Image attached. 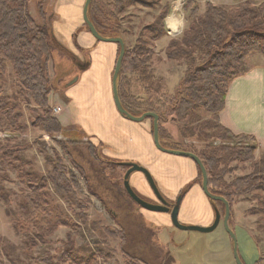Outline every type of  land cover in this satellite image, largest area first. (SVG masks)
<instances>
[{"label":"rangeland","instance_id":"rangeland-1","mask_svg":"<svg viewBox=\"0 0 264 264\" xmlns=\"http://www.w3.org/2000/svg\"><path fill=\"white\" fill-rule=\"evenodd\" d=\"M33 1L28 4L29 12L32 19L40 23L37 0ZM51 1H47L48 14L52 11ZM114 1L94 0L91 8L93 19L102 22L101 15L104 18L109 16L110 26L118 24L119 38L123 40L125 51L139 47L152 50V56L144 67L118 77L120 102L133 114H141L139 117L145 113L158 115L159 142L163 148L189 152L200 159L207 148L223 146L218 140L219 131L214 129L213 116L205 109H189L181 119L176 114L180 101L186 98L185 79L206 62L205 56L195 53L189 61L169 60L167 43L163 41L156 46L151 42V36L162 28L163 9L167 8V17L177 9L184 30L191 24L188 12L182 10L185 0H124L116 12L113 11ZM200 8L199 14L205 11L203 6ZM50 21L49 15L46 23L50 24ZM179 24L174 34H179ZM84 27L88 31L85 23ZM182 33L173 39L179 40ZM59 44L61 47L54 49L48 63L50 95L53 101L59 97L67 107L64 114H69L70 98L65 96L66 90L77 85L74 80L81 79L89 69L91 56L90 51L75 42L74 47L63 46L60 41ZM118 52L119 46L117 55ZM1 82L2 97L9 101V108L19 119L17 129L10 134L4 133L5 125L0 123V264H68L63 259L65 253H69L77 264H128L129 259L125 255L138 264H226V260L236 264L234 247L242 264H264V194L255 192L236 197L229 205L228 228L234 239L226 232L223 218L217 228L207 234L179 230L171 220V225L160 220L147 222L146 215L158 218L169 214L141 209L128 197L123 187L128 170L117 165L126 161L111 157L107 142L89 136L86 128L75 120L63 126L62 135H47L41 127L32 126L35 119L31 110L36 109L39 115L41 110L31 101L30 93L19 84L9 64H6ZM145 120L151 124L152 135L153 119ZM88 123L91 125L90 120ZM254 157L255 162L260 159ZM129 163L143 167L136 162ZM58 165L65 169L67 179L76 182L75 198L56 194L48 180V174ZM253 165L254 162L245 161L220 165L219 172L227 171L222 183L227 185L250 175ZM197 173L196 182L201 186L199 170ZM136 174L143 176L139 172L131 175ZM44 179L47 184L39 192L44 203L39 209H34L28 202V198H34L29 184L39 186ZM133 190L145 202L160 204L155 198L141 195L136 188ZM5 196L11 204L9 207L2 200ZM176 199L170 203H177ZM207 200L214 217L216 213H222L219 202ZM22 206L26 207V212L22 211ZM37 216L48 219L50 224L40 217L37 219ZM52 227L55 231L48 234L47 230ZM108 233H117L118 237L111 238ZM222 254L224 262L220 261Z\"/></svg>","mask_w":264,"mask_h":264},{"label":"trees","instance_id":"trees-1","mask_svg":"<svg viewBox=\"0 0 264 264\" xmlns=\"http://www.w3.org/2000/svg\"><path fill=\"white\" fill-rule=\"evenodd\" d=\"M47 1L37 0L36 6L40 19V23H37L29 12L30 0H0V123L5 125L4 133L7 134L17 129L19 118L18 115L13 114L14 110L9 108V101L2 97L1 78L6 72V64L11 66L19 84L30 93L31 101L41 110V115L36 109L31 110L35 119L31 123L32 126L41 127L43 132L50 136H60L64 132V127L55 118L49 105L51 86L48 63L54 49L61 45L53 36L49 24L46 23L49 15ZM123 1L113 2L115 3L114 12L117 8L119 9ZM93 2L94 0L88 8V18L97 33L103 38H119V25L110 26L107 19L109 16L104 18L101 15L102 22L93 19L91 15ZM183 9L188 12L192 22L183 31L179 40L173 39L169 42L166 56L169 60L189 61L195 57V53H200L207 59L193 74L186 77L183 86L186 98L180 101L176 114L181 119L187 110L202 107L213 116L216 123L214 129L219 131L218 140L223 146L209 147L200 157L208 177V190L213 196L224 198L229 205L233 204L236 197L255 192L264 194V154L255 162L256 142L254 138L247 135H233L218 121L219 114L225 107L230 83L245 71V59L254 53L264 57V3L253 6L249 2H244L230 9L207 4L205 13L200 15L196 1L185 0ZM167 12V8L161 12L162 28L151 36L152 43L166 35L163 20L167 17ZM151 56L152 50L148 47L125 51L119 77L123 73L131 74L144 67ZM117 89L119 93L118 81ZM121 104L130 115L134 117L141 115L130 112L122 101ZM234 161L254 162V170L250 175L225 185L222 180L227 171L223 169L219 172V166H228ZM128 163L118 162L117 165L127 168ZM199 174L202 182L200 170ZM48 180L52 183L56 194L75 198L76 182L66 178L64 168L58 165V168L48 174ZM46 182L47 180L44 179L39 186L29 184L34 198H28V202L34 209H39L44 203V198L39 195V192L46 186ZM187 188L179 194L180 199L184 197ZM2 200L6 207L11 205L7 196ZM77 204L84 207L81 202ZM219 205L223 209L222 213L218 212L222 219L225 207L220 202ZM21 209L27 211L24 206ZM38 217L50 224L48 219L41 216H37V219ZM54 231L55 227H52L47 230V233L52 234ZM108 235L111 238L118 237L117 233H108ZM119 235L121 236V233ZM37 237L42 240L39 234ZM121 238L123 240V236ZM125 256L129 259L128 264H138L134 259ZM63 259L68 264H77L71 259L69 253H65Z\"/></svg>","mask_w":264,"mask_h":264},{"label":"crops","instance_id":"crops-1","mask_svg":"<svg viewBox=\"0 0 264 264\" xmlns=\"http://www.w3.org/2000/svg\"><path fill=\"white\" fill-rule=\"evenodd\" d=\"M195 1L198 7L203 6L205 11L207 4L230 9L244 2H249L253 6L264 3V0ZM30 2L34 3L33 0ZM84 3L85 0H52L50 3L52 11L49 14L51 19L49 27L55 39L66 47H74L75 42L77 46L90 51L91 56L89 69L75 82L77 85L69 86L66 90L65 96L70 98L69 114H64L67 107L59 97L53 101L51 95L49 96V105L55 118L62 126H67L70 121L75 120L74 122L86 128L89 136L96 138L97 141L107 142L111 157L136 162L146 168L156 182L160 194L169 202L174 201L180 192L191 184L180 203L178 221L204 228L210 227L214 222V212L201 186L196 182L198 179L196 164L188 159L175 158L158 151L150 134L151 124L147 120L135 124L116 110L111 81L118 46L96 42L85 29ZM182 10L184 11L183 7ZM172 15L180 23L179 34H170L166 24V19L170 17L168 16L164 20L166 35L155 41L154 45L159 46L165 41L167 48L169 42L184 31V23L179 20L177 9L171 13ZM244 67V73L229 85L225 107L219 114L218 121L233 135L254 138L255 156L261 157L264 154V57L257 53L250 54L244 61ZM89 120L91 125L88 123ZM129 180L131 186L141 195L149 199L155 198L144 176L131 175ZM145 220L150 223L160 220L166 225H171L169 215L158 218L146 215ZM224 258L222 254L220 261L224 262ZM172 259L174 263V258ZM226 264L230 262L226 260Z\"/></svg>","mask_w":264,"mask_h":264},{"label":"water","instance_id":"water-1","mask_svg":"<svg viewBox=\"0 0 264 264\" xmlns=\"http://www.w3.org/2000/svg\"><path fill=\"white\" fill-rule=\"evenodd\" d=\"M91 1L92 0H85L84 6H83V21H84L85 25L87 26L89 33L92 35V37L95 40H97L99 42L114 43V44H117L119 46V55H118V58H117L116 63H115V67H114V71H113V75H112V81H111L113 102H114V106H115L116 110L118 111V113L120 115H122L123 117H125L126 119H128L132 122L139 123V122H142L143 120H145L146 118H152L153 119L152 135H153V143H154L155 148L162 153L189 158L197 165V167L199 168L201 175H202V185H201L202 191H203L204 195L209 200H212L215 202H220L224 205L225 213L223 216V225L225 227L226 232L231 236V238L234 239V235L232 234V232L228 228V221L230 218L229 203L222 197H217V196H213L212 194H210V192L208 190L207 173H206V170H205L201 160L196 155H194L192 153L182 152V151H177V150H169V149L163 148L160 145V142H159V126H158L159 117H158V115H156L154 113H145L141 117H134V116L130 115L122 107V104L120 102L119 95H118L117 81H118V77H119V73H120V69H121L122 59H123L124 54H125V46H124L123 40L121 38H103L97 33L96 29L94 28L93 24L90 22V20L88 18V8H89ZM76 81L77 80L75 79L74 83ZM127 165L129 167V169L124 176L123 187H124L128 197L136 205H138L141 209H144V210H147L150 212L169 214L172 225L175 228L182 230V231H194V232H198V233H202V234H207V233L213 232L217 228V226L219 225V222L221 220V217L218 213L215 214L214 222L210 227L204 228V227H197V226L181 225L178 221V209H179V205H180V198L177 200L176 206L173 209H170L168 203L162 198L151 174L145 168L140 167L137 164L128 163ZM134 172H139V173L143 174V176L145 177L146 181L148 182L150 188L152 189L153 194L155 195V197L157 198V200L159 201L160 204L147 203L134 192V190H133V188L129 182L130 175ZM233 256H234V260H235L236 264H242V262L240 261L238 255H237V251H236L235 247L233 249Z\"/></svg>","mask_w":264,"mask_h":264},{"label":"bare ground","instance_id":"bare-ground-1","mask_svg":"<svg viewBox=\"0 0 264 264\" xmlns=\"http://www.w3.org/2000/svg\"><path fill=\"white\" fill-rule=\"evenodd\" d=\"M166 24L171 34L176 33L178 22L176 21V19H174L173 16H170L166 19Z\"/></svg>","mask_w":264,"mask_h":264},{"label":"flooded vegetation","instance_id":"flooded-vegetation-1","mask_svg":"<svg viewBox=\"0 0 264 264\" xmlns=\"http://www.w3.org/2000/svg\"><path fill=\"white\" fill-rule=\"evenodd\" d=\"M127 170L129 169V167L126 168ZM131 176V175H130ZM130 179V178H129ZM135 192V191H134ZM155 196V195H154ZM162 196V195H161ZM162 198L168 203L170 209H173L176 206V202L175 203H170L169 201H167L163 196ZM155 199L157 200V198L155 197ZM178 199V198H177ZM176 199V200H177ZM183 198L180 199V203L182 201ZM158 201V200H157ZM159 202V201H158ZM180 206V205H179Z\"/></svg>","mask_w":264,"mask_h":264},{"label":"clouds","instance_id":"clouds-1","mask_svg":"<svg viewBox=\"0 0 264 264\" xmlns=\"http://www.w3.org/2000/svg\"><path fill=\"white\" fill-rule=\"evenodd\" d=\"M181 23H182V19H181Z\"/></svg>","mask_w":264,"mask_h":264}]
</instances>
